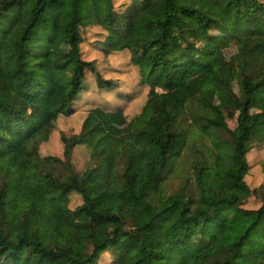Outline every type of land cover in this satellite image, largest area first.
Returning <instances> with one entry per match:
<instances>
[{"label":"trees","instance_id":"obj_1","mask_svg":"<svg viewBox=\"0 0 264 264\" xmlns=\"http://www.w3.org/2000/svg\"><path fill=\"white\" fill-rule=\"evenodd\" d=\"M114 1L0 0V264H264V184L247 180L256 165L264 173V110H250L264 88V21L245 19L264 17V0ZM90 28L126 70L82 58ZM57 36L70 55L52 64ZM218 36L239 59L234 127L194 86L213 74L229 85L219 59L215 70L207 61ZM133 82L146 89L140 110L123 127L103 121L135 96ZM90 90L96 99L77 115ZM184 114L193 127H181ZM71 117L80 127L59 131L61 155H41ZM182 163L185 181L166 191ZM126 203L131 228L117 212ZM92 222L101 237L88 238Z\"/></svg>","mask_w":264,"mask_h":264},{"label":"rangeland","instance_id":"obj_2","mask_svg":"<svg viewBox=\"0 0 264 264\" xmlns=\"http://www.w3.org/2000/svg\"><path fill=\"white\" fill-rule=\"evenodd\" d=\"M118 2H115V6L124 4L125 2L127 3V0H117ZM246 23L252 26L258 25L259 22L262 23L264 21V17H260L258 15L255 16H247L245 17ZM221 34V33H220ZM84 41L81 43V56L82 58L86 60H94L95 62L98 63V66L103 69L108 66V59H110V62L113 64H118V65H111L109 66H114V67H120L123 68V70H126L125 64L129 62L125 56L122 54H117V53H112L109 57L103 56L102 51L95 45L99 40L102 39V35L98 33L97 28L93 29H88L84 33ZM220 36L216 37V41L212 45V53L208 57L207 61L210 64L212 70L217 69L218 67V59L220 61V68L228 75L229 77V85L225 86L223 85L222 81L213 74V78L210 76H201L196 80V78L189 79L186 83L190 85H186L187 89L193 88V84H191L194 80L197 82L194 84L196 89L205 97H207L211 102L217 104L223 114V117L226 121V123L230 127H234L235 125V116H236V102L238 99H241L242 96V90L240 87L241 84V77L238 71V63L239 59L237 58L235 54V49L233 47H227L224 45L220 39ZM51 62L52 64H56L59 62L64 61L67 59L70 55V52L67 48V46L64 44L60 36H57L55 42L51 46ZM127 76V79L131 76V74H125ZM210 77V78H208ZM92 75L88 71L86 72V81L82 87L81 90H83L86 86V84L91 80ZM138 78V74H136V79ZM49 80L52 81V77H49ZM50 81V82H51ZM129 81V80H128ZM93 86V82L90 83ZM132 84H136L133 87V90H137L136 93L134 92L133 96L130 100L128 99H120V104H121V113L119 112H113V111H106V114L103 116V121H107L115 125L116 127H123L127 124V122L140 110V106L142 104V101L144 99L146 89L142 86L137 84V82H133ZM89 86V85H88ZM138 87V89L136 88ZM49 88L51 89L52 92V97L54 102L59 103L62 102L64 99V92L65 89L60 86H56L54 83H51L49 85ZM131 91V90H130ZM132 94V95H133ZM137 95V96H136ZM105 96L108 98V100L113 101L115 98L110 97L111 94L105 93ZM106 99V98H105ZM104 99V100H105ZM101 100V99H100ZM107 100V99H106ZM119 100V99H118ZM108 101V102H110ZM116 103L113 104H118L117 101H114ZM106 104V103H105ZM91 104L87 103L85 106L79 105L78 106V111L74 113H78L77 115H84L87 113V107L90 106ZM119 105V104H118ZM107 108L110 110L111 106H107ZM106 108V109H107ZM250 110L252 112L254 111H261L264 110V88L259 89L253 97V100L250 105ZM73 113V114H74ZM75 116V115H74ZM184 122L181 123L182 128H186L187 125L190 124L191 127V119L187 114H184ZM80 120L81 118L77 117H71L70 120L66 123H61L62 125H59V130L58 132H55L52 137L49 139L48 142L43 143L40 147V154L42 155L43 153L46 154H51V155H58L60 156L61 154V142L59 140V131H68L71 134L77 133L80 127ZM190 143L192 145L197 146L198 142L194 138L190 140ZM86 149L85 147L81 149H77V151L74 153V164L75 167L79 170L84 169V167L87 165L86 162ZM185 157V156H184ZM184 160L188 163V160L186 157ZM180 169V174L179 173H173L171 175H168V178L166 179L165 187L164 189L166 191L170 190H175L182 182L185 181V177L187 176V169L188 165L186 164H180V165H175ZM186 172V173H185ZM185 173V174H184ZM263 177L264 178V173L259 171L257 168L253 169L252 174H248L247 178L250 180L252 184H256L255 181L253 180L257 177ZM188 182H191L188 180ZM79 202L78 198L72 199L70 202V207H73L76 203ZM118 214L122 217V219L125 221L127 228H131V222H132V217H133V212H132V205L129 203L119 205L117 208ZM104 234V229L102 228L101 224L98 222H92V225L89 229L88 232V238H97L101 237ZM105 258H107V255H105Z\"/></svg>","mask_w":264,"mask_h":264},{"label":"crops","instance_id":"obj_3","mask_svg":"<svg viewBox=\"0 0 264 264\" xmlns=\"http://www.w3.org/2000/svg\"><path fill=\"white\" fill-rule=\"evenodd\" d=\"M87 93V95H85V97H83V106H85L87 103H89V104H91V101L92 100H94V99H96L95 97H93L92 95H95L94 94V92L93 91H87L86 92ZM81 100V101H82ZM78 110V109H77ZM258 169L259 171H261V169H260V167L258 166V165H256V166H254L252 169H251V171H250V175L252 174V171H253V169ZM262 172V171H261ZM248 176V175H247ZM247 180H248V178H247ZM255 181H258V182H256V184H252L251 182H250V180H248V182H249V184L251 185V186H256V185H258V184H260V183H263L264 184V178L263 177H257V178H255L254 180H253V182H255Z\"/></svg>","mask_w":264,"mask_h":264}]
</instances>
